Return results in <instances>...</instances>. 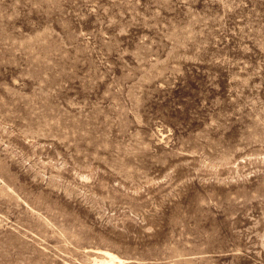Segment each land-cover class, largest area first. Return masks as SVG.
I'll list each match as a JSON object with an SVG mask.
<instances>
[{
	"label": "rangeland",
	"instance_id": "obj_1",
	"mask_svg": "<svg viewBox=\"0 0 264 264\" xmlns=\"http://www.w3.org/2000/svg\"><path fill=\"white\" fill-rule=\"evenodd\" d=\"M264 264V0H0V264Z\"/></svg>",
	"mask_w": 264,
	"mask_h": 264
},
{
	"label": "bare ground",
	"instance_id": "obj_2",
	"mask_svg": "<svg viewBox=\"0 0 264 264\" xmlns=\"http://www.w3.org/2000/svg\"><path fill=\"white\" fill-rule=\"evenodd\" d=\"M90 253L93 258L88 264H120L124 262L123 259L108 250L99 248L90 250Z\"/></svg>",
	"mask_w": 264,
	"mask_h": 264
}]
</instances>
